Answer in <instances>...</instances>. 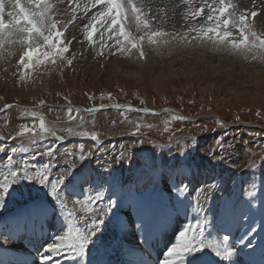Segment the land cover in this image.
<instances>
[{
  "label": "rangeland",
  "instance_id": "rangeland-1",
  "mask_svg": "<svg viewBox=\"0 0 264 264\" xmlns=\"http://www.w3.org/2000/svg\"><path fill=\"white\" fill-rule=\"evenodd\" d=\"M20 1L14 6L21 11ZM49 1L65 4L61 5L64 10L71 5L70 10L87 20V25L92 16L107 7L102 0ZM169 1L118 0L124 13L121 23L113 25L109 20L100 24L91 38L85 34L87 25L77 33L57 29L66 40H55L54 54L44 57L43 63L33 61L34 67L27 70L21 59L28 46L19 50L10 46L8 51L0 46V110L10 107L0 113V146L3 147L0 182L5 177L11 181L12 171L26 169L35 174L44 164L51 165L44 185L18 173L0 205V227L1 220L17 209L15 200L18 199L20 210L10 213V219L17 213L23 220L24 217L42 220L50 216L53 207L55 220L67 222L65 213H72L71 220L77 219L76 223L80 222L77 227L83 228L85 221L91 220L84 202L102 189L92 195L88 187L80 185L82 175L90 168L95 169V181L103 183L105 175L101 171L116 166L126 150L122 186L129 189L138 185L137 180L144 184L137 204L142 206L145 225L162 220L167 224L171 214H182L190 225L191 214L196 212L194 180L190 178L195 165L215 164L216 160L221 165L237 158L239 175L235 173L227 195L220 202L215 228L223 235L222 224L231 225L232 236L244 235L246 240L233 245L254 247L259 252L252 260L261 262L259 255L264 251V0H180L177 5H170ZM56 9L60 10L59 4ZM22 17L25 19V15ZM5 21L8 26L13 25L11 19ZM35 41L34 45L41 51L46 49L43 42ZM207 55L212 57V62L206 60ZM146 56H152L153 61L147 62ZM218 59H224L220 60L222 64ZM207 62L212 66L208 67ZM169 68L173 70L171 73L167 72ZM125 104L147 113L132 108L94 109ZM168 107L179 113L169 112ZM41 121L48 131L41 129ZM225 121L235 126L228 129ZM22 128L28 131L16 135ZM53 131L56 136L51 135ZM85 131L97 133L93 142L101 143L99 149L89 143L94 140L91 135L78 134ZM60 138L68 142L57 148ZM154 145L164 147L161 162L152 161ZM50 149L52 152L56 149L55 161V155H43ZM82 151L83 159L80 158ZM181 161L189 165L179 164ZM146 166L150 167L143 169ZM71 169L72 174L64 185L63 179ZM61 176L64 178L54 195L51 184ZM67 186L81 187L82 194L70 198L65 191L69 189ZM181 186H186V190L181 191ZM110 196L116 204L102 221L113 224L116 234L121 235L127 196L119 193ZM109 199L104 198V202ZM77 200L81 203L76 204ZM142 230L147 232L149 227ZM122 241L127 243L125 238ZM68 250L69 256L78 261L85 253L80 254L78 246Z\"/></svg>",
  "mask_w": 264,
  "mask_h": 264
},
{
  "label": "bare ground",
  "instance_id": "bare-ground-1",
  "mask_svg": "<svg viewBox=\"0 0 264 264\" xmlns=\"http://www.w3.org/2000/svg\"><path fill=\"white\" fill-rule=\"evenodd\" d=\"M17 1L18 0H0V46L5 47L3 49L4 51H8V49H10V46L17 50L25 45L28 46L25 43L27 37L24 31V29L26 28L24 27V21L26 22L28 19V12L36 11V6L32 3V0H22V2L20 1V3L23 8L20 11L18 6H14L15 2ZM49 2L52 5L51 15L56 23L58 30L77 33L80 29H84V27L88 24L87 20L81 19V16H77L76 12L70 10V8L72 7L71 5L67 8V10H64L61 9V5L65 4L59 3V1ZM169 2L170 5L180 4V0H170ZM57 4H59L60 10L56 9ZM24 15L25 19L22 17ZM6 19H11L13 21V25L8 26L5 21ZM37 38H35L37 42L41 41L39 40V38ZM62 39L64 38L61 36L55 38V40L59 42H62L60 41ZM42 42L43 41H41V43ZM11 51L13 52V50ZM129 52H132V49H129ZM146 59L147 62L153 61L152 56H146ZM206 60H211V62L213 61L210 55L206 56ZM220 60L223 61L224 59ZM220 60L218 59L217 61H219L220 63ZM207 64L209 65L208 67L212 66L209 62H207ZM146 65L150 64L146 63ZM172 71L173 70L170 68L167 69L168 73H171ZM48 120L55 126H58L56 122L52 121L53 119L50 120L48 118ZM227 122L225 121L226 127L235 126ZM89 143L94 144L95 146L98 144L94 143L93 141ZM122 157H120V159L118 160V164L116 163V166L107 168L104 172L101 171L103 173V176L105 175L103 183H98L95 181L97 172L94 168V171L90 168L85 173L81 171V173L83 172L84 174L81 177L80 185L84 188L88 187L89 190H91L92 195L98 192L99 189H102L105 199H109V195H111L110 197L117 196V193H119L121 196H127L126 203L123 206L124 216L123 218H121L123 219V232L121 233V235H117L113 224L111 225L108 221H102V223L97 226L98 230L92 237L91 241L87 244L84 251L85 253L79 259V261L71 258L69 256V253L71 252H69V250L66 248L60 254L52 257L53 264H164L165 261H168L169 264H264V251L262 252V256L259 255L261 262H258L252 260L253 256L259 252L255 251L254 247H246L245 245H233V243L237 241L246 242V240L244 239V235L232 236L231 225H227L226 227L224 224H222V226H224L223 235H220L218 233V230L215 228L216 222L214 220H216L217 216L216 211L219 210L220 202L222 198L227 195V191L229 190V185L233 180V176L235 175L236 171H238V166L236 165V163H238V160L236 161L237 158L235 159V161H230L227 164L224 163L220 165L215 159L217 162H215V164L207 162L197 166L195 165L192 177H190L194 180L192 182V190L195 193L194 209L196 211L195 214H191L192 217L190 218V224L191 220L193 225H195L197 223H202L205 219H207V223L203 224V240L205 241V243L222 242L224 236L229 237L228 246L231 247L233 251L228 259H223L216 253L213 248L208 247L207 245H205L203 248L197 247L194 250L188 251L178 258H172L168 256L169 249L177 243L180 233L184 231L188 226L186 223V218L182 214L176 216H173L174 214H171V218L166 225L164 224V222H162L163 220L160 221V223L155 222L151 226H147V224L145 225V217L143 218V215L141 213L142 206L139 207V204H137L139 192L144 184H141L137 180L138 185L132 186L129 189H126L124 186H122V182L125 179L124 169L126 156L124 155ZM56 158L57 157L55 154L53 158L54 161ZM90 162V164L94 166L95 163L93 161ZM70 168L71 167H69V169ZM98 172L100 173L99 170ZM70 174H72V169L69 170V173L65 178L63 177L64 185H66L68 176ZM145 179H147V177ZM69 183L70 182L68 181V184ZM146 184L148 183L146 182ZM65 191L67 193V196H69L70 198H72V196H78L79 194H82L81 187L75 188L70 186V188H66ZM15 201L16 204L19 205V200L16 199ZM50 209V216L47 215L48 218H44L42 220L32 217H24L23 220L22 217L19 216L20 214L17 213L15 218H8L10 213L17 212L20 209H13L10 213L7 214L8 216L4 217L1 220L0 231L3 232L4 236L0 235V249H3L4 252H2V250L0 251V264H39V262H41L40 264H42L41 257L47 254V246L50 244L58 243V241H56L57 238L67 234L68 220L71 219L68 216L67 222H63L61 220L57 221V219L55 220L53 217L55 213L54 209L56 208L53 209L52 207ZM85 216L87 217V215ZM81 218H83V216ZM78 220L81 221L80 219ZM115 220L116 219H114V221ZM76 221H74L75 226L80 225V222L76 223ZM143 227H149V230L145 232L142 230ZM176 236H178L177 240L175 239ZM122 238H125L127 240V243L122 241ZM172 240L174 242H172ZM49 264H52V262L49 261Z\"/></svg>",
  "mask_w": 264,
  "mask_h": 264
},
{
  "label": "snow or ice",
  "instance_id": "snow-or-ice-1",
  "mask_svg": "<svg viewBox=\"0 0 264 264\" xmlns=\"http://www.w3.org/2000/svg\"><path fill=\"white\" fill-rule=\"evenodd\" d=\"M32 3L36 6V11L28 12V19L25 22L26 28L24 29L26 34L25 43L28 45L27 51L24 53L23 59H21L22 66L27 70L34 67L33 61L36 63H43L44 57H51L55 49V38L61 36V33L57 30L56 23L51 15L52 5L49 0H32ZM102 3L107 5L106 9L102 12L97 13L91 18L90 24L85 27V34L89 38L92 37L93 33L97 31V26L104 24L105 22L111 20L113 25H119L121 23L120 17L124 14L121 9L118 0H102ZM87 10V8L85 9ZM115 13V14H113ZM96 22V23H93ZM43 41L46 45V49L41 51L39 47L35 46L33 41L35 38ZM28 131V129H26ZM3 151V148L2 150ZM53 152L45 151L44 156L50 157ZM88 154H91L90 152ZM123 152L121 153V156ZM35 158V157H33ZM81 159L84 158V152L80 156ZM11 162V160L9 161ZM74 167V165H73ZM51 171V165L44 164L42 169L37 171L35 174H30L26 169H18L17 171L11 172L12 180L10 181L8 177H5L2 182H0V205L3 203V198L7 193L9 186L15 181L18 173H23L24 177L28 180H36L40 184L44 185L48 182L49 174ZM63 177H59L57 181L52 182L51 191L55 195L59 184L62 182ZM181 191L186 190V186H181ZM99 202V206L93 207ZM79 200L76 204H80ZM85 210L91 214L90 223L85 221L84 227H77L73 220H68L71 223V231L67 230V234L60 236L56 241L58 243L50 244L47 246V254L41 257L42 264H49L52 262V257L60 254L64 249H70L73 246H78V251L83 254L87 244L91 241L92 237L98 230V225L102 223V218L110 213L116 204L115 200L109 199L106 203L104 202L103 192L97 193L94 197H87L85 200ZM72 213H65V218L67 219ZM207 223L205 219L202 223H197L195 225L190 224L185 228L179 235V242H177L172 248L169 249L171 254L168 252V256L172 258H178L182 254L194 250L195 248H203L205 245L213 248L216 253L223 259H228L233 251L231 247L228 246V236H224L222 242H209L205 243L203 240L204 228L203 224ZM164 264H169L165 261Z\"/></svg>",
  "mask_w": 264,
  "mask_h": 264
},
{
  "label": "clouds",
  "instance_id": "clouds-1",
  "mask_svg": "<svg viewBox=\"0 0 264 264\" xmlns=\"http://www.w3.org/2000/svg\"><path fill=\"white\" fill-rule=\"evenodd\" d=\"M40 127H41V129L43 130V131H48V129H45L44 128V123H43V121H41V125H40ZM26 131V129H24V128H22L21 129V131L20 132H18L16 135H23V133ZM79 135H81V136H88V135H91V137H92V139H94V140H96L97 139V133L96 132H92V133H89V132H87V131H85V132H80V133H78ZM51 135H53V136H56V132L55 131H53V132H51ZM81 147H83V145H81ZM2 146H0V150H2ZM50 151V150H49ZM11 160V158L9 157V161ZM71 227H72V225H71V223H69V226H68V231H69V233H70V231H71ZM177 242H179V239H178V241ZM169 254H171V251H169Z\"/></svg>",
  "mask_w": 264,
  "mask_h": 264
},
{
  "label": "trees",
  "instance_id": "trees-1",
  "mask_svg": "<svg viewBox=\"0 0 264 264\" xmlns=\"http://www.w3.org/2000/svg\"><path fill=\"white\" fill-rule=\"evenodd\" d=\"M162 150H164V148L162 147H158L157 149L153 150L151 153H154V156L152 157V161L153 160H162Z\"/></svg>",
  "mask_w": 264,
  "mask_h": 264
},
{
  "label": "water",
  "instance_id": "water-1",
  "mask_svg": "<svg viewBox=\"0 0 264 264\" xmlns=\"http://www.w3.org/2000/svg\"><path fill=\"white\" fill-rule=\"evenodd\" d=\"M125 106H129V107H132V108H135V109L139 110L138 107H136V106H134V105L126 104ZM106 108H110V107L107 106V107H100V108H96V109H106ZM166 110H168V111L171 110L170 112H176V113H179L178 110L173 109V108H168V109H166Z\"/></svg>",
  "mask_w": 264,
  "mask_h": 264
}]
</instances>
